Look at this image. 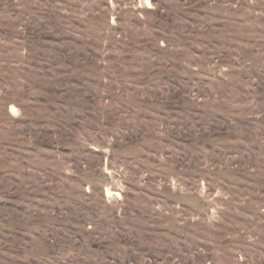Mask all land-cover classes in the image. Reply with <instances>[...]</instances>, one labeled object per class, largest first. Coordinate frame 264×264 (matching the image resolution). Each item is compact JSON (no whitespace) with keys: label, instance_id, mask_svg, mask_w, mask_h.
<instances>
[{"label":"rangeland","instance_id":"obj_1","mask_svg":"<svg viewBox=\"0 0 264 264\" xmlns=\"http://www.w3.org/2000/svg\"><path fill=\"white\" fill-rule=\"evenodd\" d=\"M0 264H264V0H0Z\"/></svg>","mask_w":264,"mask_h":264}]
</instances>
